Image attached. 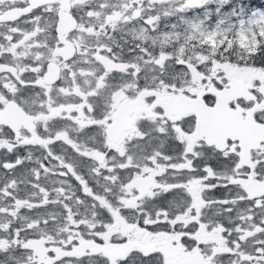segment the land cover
<instances>
[{
  "label": "snow or ice",
  "instance_id": "obj_1",
  "mask_svg": "<svg viewBox=\"0 0 264 264\" xmlns=\"http://www.w3.org/2000/svg\"><path fill=\"white\" fill-rule=\"evenodd\" d=\"M208 2L0 0V264H264V17Z\"/></svg>",
  "mask_w": 264,
  "mask_h": 264
},
{
  "label": "flooded vegetation",
  "instance_id": "obj_2",
  "mask_svg": "<svg viewBox=\"0 0 264 264\" xmlns=\"http://www.w3.org/2000/svg\"><path fill=\"white\" fill-rule=\"evenodd\" d=\"M11 7V5H8ZM15 15V13H13ZM264 17V0H209L208 3L202 5L199 8L186 9L182 14H175L171 19L162 21L165 26L172 24L178 25L179 30L187 31L190 30L192 24L199 25L201 30L206 33H217L227 35L229 37L235 36L238 30L247 31L253 27V21ZM241 21V26L238 23ZM21 28H27L28 25L21 24ZM6 28H0V32L6 31ZM165 30H169L167 27ZM119 38V36L117 37ZM131 41V37L127 38ZM123 43V41H121ZM133 45L131 42L124 45L125 52ZM35 51V49L33 50ZM15 62V61H13ZM259 63V62H258ZM201 92L202 89H199ZM67 99V98H63ZM188 110H195L197 106L195 102H188L186 99L181 102ZM65 125H62L64 127ZM75 135V133H73ZM90 143V142H88ZM57 152L69 159L71 153L64 149H57ZM19 155H26L21 150ZM40 156L39 152L34 153V158ZM5 159H11L6 157L3 151H0V161ZM26 193H21L25 195ZM217 196L220 193L216 194Z\"/></svg>",
  "mask_w": 264,
  "mask_h": 264
},
{
  "label": "rangeland",
  "instance_id": "obj_3",
  "mask_svg": "<svg viewBox=\"0 0 264 264\" xmlns=\"http://www.w3.org/2000/svg\"><path fill=\"white\" fill-rule=\"evenodd\" d=\"M238 25L239 26H241V21L238 23ZM241 30H238L237 32H236V34L238 33V32H240ZM217 33H221V32H217Z\"/></svg>",
  "mask_w": 264,
  "mask_h": 264
}]
</instances>
